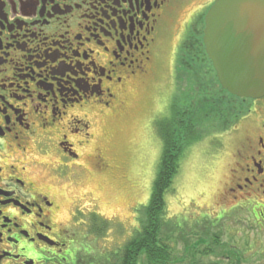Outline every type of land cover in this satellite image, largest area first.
Segmentation results:
<instances>
[{
	"label": "flooded vegetation",
	"instance_id": "obj_1",
	"mask_svg": "<svg viewBox=\"0 0 264 264\" xmlns=\"http://www.w3.org/2000/svg\"><path fill=\"white\" fill-rule=\"evenodd\" d=\"M183 1L0 0V264H79L95 253L82 244L99 237L92 227L117 219L100 211L95 193L82 191L87 174L110 168L98 126L164 69L169 21ZM213 1L179 29L171 75L166 71L165 86H157L170 105L180 47L190 37L203 39ZM234 102L235 168L224 189L233 200L214 219L241 214L248 247L233 245L232 260L242 264L246 255L264 264V97ZM215 139L222 141L208 138L209 159L222 156L212 153Z\"/></svg>",
	"mask_w": 264,
	"mask_h": 264
},
{
	"label": "rangeland",
	"instance_id": "obj_2",
	"mask_svg": "<svg viewBox=\"0 0 264 264\" xmlns=\"http://www.w3.org/2000/svg\"><path fill=\"white\" fill-rule=\"evenodd\" d=\"M206 1L184 0L176 9L169 21V34L164 46V54L160 59V62L164 61L162 67L166 70L163 69L160 73L158 72V75L155 74L150 85L133 88L131 95L127 98V108L98 126L97 143L105 149L110 168L103 174L95 176L87 174L82 191L93 192L95 197L100 198V211L108 219L117 217L120 220L116 219V222L109 227L110 231L108 229L105 234L103 233L104 236L97 233L99 237H91L90 241H87V246H94L95 254L101 255L106 251L117 253L137 229V221L140 220L142 212L149 204L163 147L158 134V124L169 116L171 106L163 87L158 89L157 86H165L166 71L170 72L168 75H171L173 68L168 60L172 49L178 44L180 27L189 15ZM178 71L180 80L176 79L175 97L182 98V95H185L187 104L195 100L196 92H198L196 87L201 82L205 87L220 92V83L218 87L214 82L215 85L210 84L212 76L190 74L187 73L189 71L186 67L180 66ZM215 76L217 77L216 73ZM189 92L191 94L186 95ZM198 116L199 118L196 119ZM191 117L198 122L194 125L193 137L186 136L185 141L190 144L184 149L172 191L166 197L167 221L165 223L168 224L163 227V235L171 236L174 249V257L171 261L174 264H190V262L209 264L224 259L216 256L223 251H225L224 256L233 257L230 255L233 245H238L240 252L247 250L248 247L245 239L247 229L243 226L241 214H226L220 221L214 219L221 212V207L227 211L232 205L229 203L232 202L233 197L224 189L234 174L233 153L237 143V132L234 131V127L237 121L225 115L222 119H229L232 125L224 126L222 122L211 116L209 118L205 116L202 111ZM215 134L218 138L221 137L222 141L218 142L215 139V146L210 144L216 151L212 150V153L222 154V156L209 159L204 151L209 144L208 138L211 141V135ZM195 204L200 207L198 210L195 209ZM202 211H207L210 218L202 220L200 214ZM214 222L215 225H213ZM238 231H240L239 234ZM197 241H202L206 245L203 246L204 249L207 247L216 250L215 255L197 259V256L195 257L188 249V246ZM95 254L83 255L82 264H91V259L97 256ZM115 260L117 261V258L114 256L112 263ZM227 262L224 260V264ZM242 264L262 263L260 259L245 255Z\"/></svg>",
	"mask_w": 264,
	"mask_h": 264
},
{
	"label": "trees",
	"instance_id": "obj_3",
	"mask_svg": "<svg viewBox=\"0 0 264 264\" xmlns=\"http://www.w3.org/2000/svg\"><path fill=\"white\" fill-rule=\"evenodd\" d=\"M194 41H198V43ZM190 44H193L192 48ZM178 61L176 72L178 80H180L178 71L180 66L186 67L189 71L187 73L190 74H202L205 77L212 76L210 84L214 82L216 85H213L219 86V82L215 76L216 72L206 55L203 39L196 36L190 37L188 41L180 47ZM200 85L196 87L198 92L193 91L196 92V98L190 102L189 110H187L185 95H182V98L175 97L169 108V116L158 124V134L163 145L162 155L153 183L149 204L142 212L140 220L137 221V229L117 253L106 251L98 255L92 252V255L95 254L97 256L91 259V264H174V262H172L174 249L171 243V236L163 235V227L165 224H168L165 223L167 221L166 197L172 191L174 178L178 173L184 149L190 144V142L185 141L186 136L191 135L193 137L194 135V125L198 121H195L191 116L198 113L200 114L202 111L208 118L211 116L215 120L222 122L224 126L228 125L231 127L232 121L229 119L234 121L236 115L240 113L238 112L240 108L234 102L239 100L238 98L224 91L221 87L219 88L220 92H217L209 89L207 86L205 87L202 82ZM213 85H211V87ZM225 115L231 118L226 120L222 119ZM199 116L196 117V119H198ZM191 141L193 142L194 138ZM109 227L108 225H103L101 222H96L92 229L96 231L95 235L99 236V229L106 232ZM204 245L202 241H197L191 246H188V249L195 257L197 256V259H204L208 256L215 255L216 250L207 247L204 249ZM84 246L87 249V243ZM233 252L234 250L231 248L230 255L233 256ZM224 255L225 251L217 254L216 256L224 259H219V261L216 260L209 264H224V260L228 261L226 264H235L231 256ZM114 256L117 258V261L115 260L112 263V258ZM79 264H82V262L80 261ZM190 264H199V262H190Z\"/></svg>",
	"mask_w": 264,
	"mask_h": 264
},
{
	"label": "water",
	"instance_id": "obj_4",
	"mask_svg": "<svg viewBox=\"0 0 264 264\" xmlns=\"http://www.w3.org/2000/svg\"><path fill=\"white\" fill-rule=\"evenodd\" d=\"M203 41L223 90L264 97V0H216L205 15Z\"/></svg>",
	"mask_w": 264,
	"mask_h": 264
}]
</instances>
